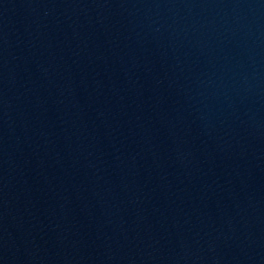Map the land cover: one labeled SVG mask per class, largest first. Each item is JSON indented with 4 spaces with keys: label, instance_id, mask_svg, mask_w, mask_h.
Instances as JSON below:
<instances>
[{
    "label": "water",
    "instance_id": "obj_1",
    "mask_svg": "<svg viewBox=\"0 0 264 264\" xmlns=\"http://www.w3.org/2000/svg\"><path fill=\"white\" fill-rule=\"evenodd\" d=\"M0 264H264V0H0Z\"/></svg>",
    "mask_w": 264,
    "mask_h": 264
}]
</instances>
